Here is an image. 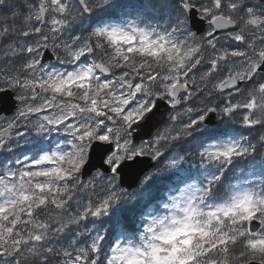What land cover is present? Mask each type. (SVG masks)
I'll use <instances>...</instances> for the list:
<instances>
[{
    "label": "snow or ice",
    "instance_id": "snow-or-ice-1",
    "mask_svg": "<svg viewBox=\"0 0 264 264\" xmlns=\"http://www.w3.org/2000/svg\"><path fill=\"white\" fill-rule=\"evenodd\" d=\"M0 264H264V0H0Z\"/></svg>",
    "mask_w": 264,
    "mask_h": 264
},
{
    "label": "water",
    "instance_id": "water-1",
    "mask_svg": "<svg viewBox=\"0 0 264 264\" xmlns=\"http://www.w3.org/2000/svg\"><path fill=\"white\" fill-rule=\"evenodd\" d=\"M14 103V101H11V100H5V107H10L12 104ZM127 182L128 183H133V181H135L136 180V175H135V173H133V174H130L127 178Z\"/></svg>",
    "mask_w": 264,
    "mask_h": 264
}]
</instances>
